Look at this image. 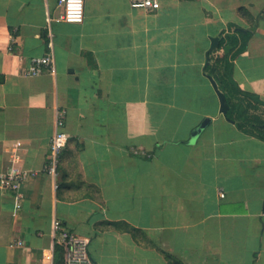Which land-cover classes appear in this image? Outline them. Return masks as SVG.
<instances>
[{"label": "crops", "instance_id": "obj_1", "mask_svg": "<svg viewBox=\"0 0 264 264\" xmlns=\"http://www.w3.org/2000/svg\"><path fill=\"white\" fill-rule=\"evenodd\" d=\"M83 1L69 23L50 19L58 0H0V172H36L18 193L0 190V264H65L54 219L93 264H169L164 252L176 264H264V103L251 98L264 101V0ZM242 6L257 24L227 52L225 83L223 47L206 52L210 37L249 28ZM48 53L54 74H24ZM206 75L238 111H263L254 130L219 111ZM57 108L69 139L54 180L43 167Z\"/></svg>", "mask_w": 264, "mask_h": 264}, {"label": "built area", "instance_id": "obj_2", "mask_svg": "<svg viewBox=\"0 0 264 264\" xmlns=\"http://www.w3.org/2000/svg\"><path fill=\"white\" fill-rule=\"evenodd\" d=\"M58 4L62 8L61 14L50 19L69 23L82 22L84 15L83 0H58ZM130 5L133 7L154 9L159 6V2L158 0H130ZM46 37L47 48L52 49V32L50 29L46 32ZM42 73H55L54 58L50 53L41 56H33L27 60L24 74L33 76ZM65 115L66 111L64 108H57L55 114V131L50 139L46 163L43 167V171L54 178V180L57 176L61 152L69 139V134L65 130ZM35 174V171L28 170L0 172V190L18 193L26 178ZM53 187H58L57 182H53ZM223 195V193L220 194L221 197H223ZM52 229L56 235V240L63 247L65 264H93L87 252L86 240L84 238L63 228L61 221L58 219L53 220ZM21 244V240H16L11 241L9 246L14 247Z\"/></svg>", "mask_w": 264, "mask_h": 264}, {"label": "trees", "instance_id": "obj_3", "mask_svg": "<svg viewBox=\"0 0 264 264\" xmlns=\"http://www.w3.org/2000/svg\"><path fill=\"white\" fill-rule=\"evenodd\" d=\"M238 13L249 24V28L245 29V30H241L238 28V26L234 25L233 26L234 27V33H237L238 35H240V38H238L237 34H234V33L233 34H225L224 38H222V37L220 38L219 44H218V48H222L226 44H229L231 49H234V52L232 53L233 56L242 52L246 48L247 40L251 36L252 31L257 24L256 22H254V19L256 21V18H253L252 14L248 11V9L246 7H244V6L239 7ZM217 62L219 64V68H220V66L223 65L222 66L223 69L221 70V75H224L223 76L224 82L226 83V82H228L227 76L229 75V68H230V63L228 62V54L226 53L222 57L218 58ZM206 69L208 70L209 74L213 75L214 78H216L218 81L216 73H220V69H218L214 66L211 67V65L207 66ZM235 89H236V91H238L237 88H235ZM241 93L246 97H250V94L243 93V92H241ZM227 102L229 104V109L226 112V117L230 120L237 122L238 127H240V128L243 127L242 124L239 123V120H241L240 115L236 114V111H237L236 103H232L231 100H229L228 98H227ZM252 125H253V123H250V126H252ZM261 126L264 127V122L261 123ZM62 253L64 256L63 247H62ZM164 256L168 260L169 264H176V262L174 261V258L170 254L164 252Z\"/></svg>", "mask_w": 264, "mask_h": 264}, {"label": "water", "instance_id": "obj_4", "mask_svg": "<svg viewBox=\"0 0 264 264\" xmlns=\"http://www.w3.org/2000/svg\"><path fill=\"white\" fill-rule=\"evenodd\" d=\"M219 44V39L217 36H212L210 37V46L208 48V51L206 52V55L208 54V52L212 51L215 47H217ZM230 49V45L229 44H226L224 47H223V51L224 53H227ZM208 56H207V60H208ZM208 77V79L210 80L211 84H212V87L218 97V101H219V111L224 115L226 116V112L228 111L229 109V105L227 103V100H226V97L224 95V93L222 91L219 90L218 86H217V83L216 81L214 80V78L210 75H206ZM228 80L235 84L233 79L231 78L230 75L227 76ZM252 100L256 101V102H259V103H264V101L260 100L258 96L256 95H253L251 96ZM228 119V118H227ZM230 120V119H228ZM207 119L204 120L202 123H200L199 126H197L193 131H192V134H191V139L192 141L197 137V135L202 131V129L205 127L206 123H207ZM231 121V120H230Z\"/></svg>", "mask_w": 264, "mask_h": 264}, {"label": "rangeland", "instance_id": "obj_5", "mask_svg": "<svg viewBox=\"0 0 264 264\" xmlns=\"http://www.w3.org/2000/svg\"><path fill=\"white\" fill-rule=\"evenodd\" d=\"M240 102L241 101L238 102V104H240L239 111L238 110L236 111V114L237 115L239 114L241 117L240 123L244 124L246 126V128L249 127V129L254 130L253 125L250 126V123H253L256 125L257 120L259 119V114H260V116H262L263 111H258L257 108L252 109L251 106H253V105L249 102H248L249 104L240 103ZM259 120H261V119H259Z\"/></svg>", "mask_w": 264, "mask_h": 264}]
</instances>
